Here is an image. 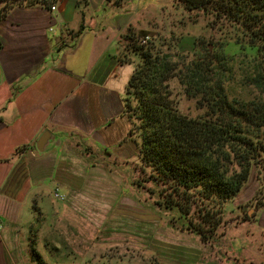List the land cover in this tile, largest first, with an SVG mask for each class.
Instances as JSON below:
<instances>
[{"label":"crops","instance_id":"0c3cea01","mask_svg":"<svg viewBox=\"0 0 264 264\" xmlns=\"http://www.w3.org/2000/svg\"><path fill=\"white\" fill-rule=\"evenodd\" d=\"M56 6L16 5L0 20V264H21V243L33 239L37 203L54 189L55 173L66 186V177H79L86 162L96 166L100 154L109 165L137 156L124 111L134 69L121 63L122 39L131 27L142 28L138 17L148 4ZM45 132L50 140L39 152Z\"/></svg>","mask_w":264,"mask_h":264},{"label":"rangeland","instance_id":"374dc122","mask_svg":"<svg viewBox=\"0 0 264 264\" xmlns=\"http://www.w3.org/2000/svg\"><path fill=\"white\" fill-rule=\"evenodd\" d=\"M143 3L148 10L138 17L142 28H130L136 37L140 29L152 39L184 37L194 39L197 55L208 50L233 56L225 84L229 98L260 96L248 75L258 62L264 66V53L246 46L237 24L210 11H187L177 0ZM126 43L123 38L122 48ZM169 85L181 114L204 115L205 109L184 94L176 78ZM101 156L94 167L87 162L78 167L79 177H66V186L56 183L63 178L55 173L54 189L38 201L32 238L46 264H264V168L252 169L214 237L203 242L182 226L176 212L159 205L173 193L155 184L138 156L113 165L104 164ZM55 188L63 200L54 197ZM27 242L21 243V264L33 263Z\"/></svg>","mask_w":264,"mask_h":264},{"label":"trees","instance_id":"16d2710c","mask_svg":"<svg viewBox=\"0 0 264 264\" xmlns=\"http://www.w3.org/2000/svg\"><path fill=\"white\" fill-rule=\"evenodd\" d=\"M177 1L187 11H210L237 24L246 46L264 53V0ZM0 3H4L0 20L16 5L51 4L49 0ZM138 34L139 39L129 29L121 53L122 64L134 65L124 97V111L132 124L129 135L155 184L173 193L159 205L176 212L185 222L182 226L209 242L252 169L264 168V66L258 62L248 75L260 96L231 100L225 84L230 82L233 56L208 50L197 55L194 39ZM175 78L184 94L205 109L204 115L191 118L180 113L169 85ZM29 252L34 264H46L34 239Z\"/></svg>","mask_w":264,"mask_h":264},{"label":"water","instance_id":"95a60500","mask_svg":"<svg viewBox=\"0 0 264 264\" xmlns=\"http://www.w3.org/2000/svg\"><path fill=\"white\" fill-rule=\"evenodd\" d=\"M49 140H50V134L48 132L43 133L36 143L37 150L39 152H43Z\"/></svg>","mask_w":264,"mask_h":264},{"label":"built area","instance_id":"2783aa9c","mask_svg":"<svg viewBox=\"0 0 264 264\" xmlns=\"http://www.w3.org/2000/svg\"><path fill=\"white\" fill-rule=\"evenodd\" d=\"M51 2H52L53 4H51V6L49 7V9H50V11L54 12V11H56V9H57V6H56V2H57V0H51ZM53 195H54V197H55L56 199H61V200L64 199V198L59 194L58 189H56V190L53 192Z\"/></svg>","mask_w":264,"mask_h":264}]
</instances>
